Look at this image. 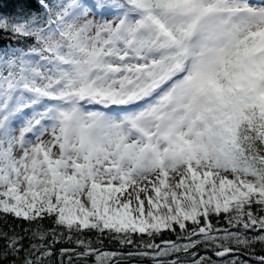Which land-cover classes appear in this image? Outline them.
<instances>
[{
    "label": "snow or ice",
    "instance_id": "obj_1",
    "mask_svg": "<svg viewBox=\"0 0 264 264\" xmlns=\"http://www.w3.org/2000/svg\"><path fill=\"white\" fill-rule=\"evenodd\" d=\"M11 3L0 264H264V0Z\"/></svg>",
    "mask_w": 264,
    "mask_h": 264
},
{
    "label": "trees",
    "instance_id": "obj_2",
    "mask_svg": "<svg viewBox=\"0 0 264 264\" xmlns=\"http://www.w3.org/2000/svg\"><path fill=\"white\" fill-rule=\"evenodd\" d=\"M0 3H6L8 5L6 8L3 9L4 11H6V12L13 11L14 6L11 3V0H0ZM2 43H5V41H0V44H2ZM213 223L214 224L216 223V218H213ZM8 224L12 225V226H16L17 231H20L21 227L26 226V225L21 224L20 221L14 220L12 217H8ZM217 226L227 227V223L221 217L219 224ZM90 235L92 236L93 240H95V233H91ZM161 239L175 240L176 234L171 233V232H165L163 234V236L161 237ZM157 242H159V239L157 240ZM0 243H2V242H0ZM93 246L100 248L101 251H113V252H124V253H126L130 250L129 247H121L115 241H109L107 238L103 239L102 245L94 244ZM61 247L74 248L76 246H75V244H69L66 242H61V243L54 245L53 246L54 255L51 258L53 264H60L61 259L64 260V264H67L68 257L65 256V257L61 258L59 255V249ZM79 250L80 249H77V251H79ZM247 251H248L247 249L241 248L234 255L236 257H238L240 260H248L249 264H256L254 258H252L246 254ZM255 253H256V255H264V245L256 244L255 245ZM199 254L210 256L213 260H216L218 262V264H223V262L225 260H232L234 258L233 255H228V256L223 257V258H218L213 254V252L211 250L205 251L202 248L199 250ZM171 258L172 257H169V259H171ZM138 259L139 258H136V257H133V258L124 257L121 259V264H137ZM5 264H6V262H5ZM72 264H83V261L82 260L77 261L76 257L73 255L72 256ZM88 264H94V257L89 258ZM144 264H151V262L148 261L147 259H145Z\"/></svg>",
    "mask_w": 264,
    "mask_h": 264
}]
</instances>
